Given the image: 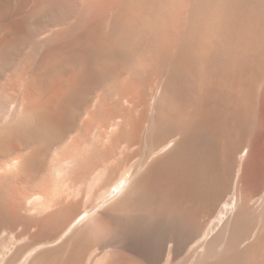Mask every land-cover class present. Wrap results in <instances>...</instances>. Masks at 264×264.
I'll return each mask as SVG.
<instances>
[{
    "label": "bare ground",
    "instance_id": "6f19581e",
    "mask_svg": "<svg viewBox=\"0 0 264 264\" xmlns=\"http://www.w3.org/2000/svg\"><path fill=\"white\" fill-rule=\"evenodd\" d=\"M0 264H264V0H0Z\"/></svg>",
    "mask_w": 264,
    "mask_h": 264
}]
</instances>
